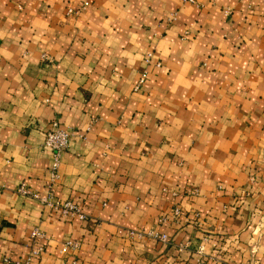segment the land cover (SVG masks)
<instances>
[{
    "label": "crops",
    "instance_id": "obj_1",
    "mask_svg": "<svg viewBox=\"0 0 264 264\" xmlns=\"http://www.w3.org/2000/svg\"><path fill=\"white\" fill-rule=\"evenodd\" d=\"M82 2L0 0V264L36 228L31 264H264V0ZM53 121L84 221L16 192H49Z\"/></svg>",
    "mask_w": 264,
    "mask_h": 264
},
{
    "label": "built area",
    "instance_id": "obj_2",
    "mask_svg": "<svg viewBox=\"0 0 264 264\" xmlns=\"http://www.w3.org/2000/svg\"><path fill=\"white\" fill-rule=\"evenodd\" d=\"M90 0H83L81 6L78 9H68V14H78L80 11L86 9L89 5ZM183 3H195V0H182ZM225 13L228 14L227 11ZM43 61L51 62V60L43 55ZM144 64L148 66L158 67L159 63L154 60V54L152 52H148L143 60ZM148 74L147 72H143L139 75L138 81L135 86V90H138L145 82ZM90 130V126L86 128L84 133L78 135L80 139L85 138L86 132ZM73 133L70 129L65 128L58 121H53L51 123L50 129L46 132L44 138V147L50 151L51 154V163L48 169L49 176V192L45 196H41L36 192L31 191L25 184H20L16 189V192L24 197H29L43 206L49 208L50 210L59 214V216L63 219L68 220H78L84 221L86 220V215L82 212V210L72 202L65 201L60 202L53 198L52 188L56 184L59 179V167L62 154L68 149ZM197 190L193 189L190 191V194H196ZM180 214V210L178 208H174L172 210V218L177 219ZM130 236H135L137 238L146 237L152 240H157L162 243H167L168 238L165 234H157L155 232H138V231H130ZM30 239L32 242V246L30 247L29 253L24 256L22 259L18 261H12L11 259L5 257L2 260V264H31L32 260L36 257H40L44 252V245L42 241L44 239L43 233L39 229H33L30 233ZM205 241V239H203ZM78 244L72 241L65 242L61 249V253H65L70 249H77ZM203 248L200 247L198 249L199 253H202Z\"/></svg>",
    "mask_w": 264,
    "mask_h": 264
}]
</instances>
